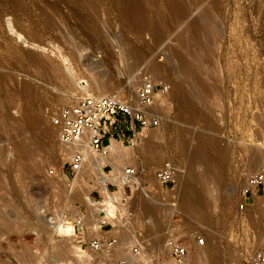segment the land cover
<instances>
[{
    "label": "rangeland",
    "instance_id": "obj_1",
    "mask_svg": "<svg viewBox=\"0 0 264 264\" xmlns=\"http://www.w3.org/2000/svg\"><path fill=\"white\" fill-rule=\"evenodd\" d=\"M111 1L0 0V113L5 118L0 114V212L9 215L13 228L0 239V262L174 264L163 252L168 233L192 247L186 264H195V235L205 239L196 264H234L264 236V197L238 206L245 179L264 167L251 166L254 158L264 157V0H115L123 7L118 12ZM143 1L152 14L142 12ZM183 62L198 84L184 77ZM160 65L169 74L152 77L170 89L155 105L162 123L154 130L184 129L186 154L176 163L174 137L161 143L157 161L139 157L135 166L149 198L134 191L120 195L112 203L117 215L111 217L99 209L106 200L92 184L94 175L86 172V185L80 186L65 179V151L50 118L87 95L81 81L110 78L106 93L89 88L88 95L116 92L134 99L140 70ZM23 85L32 89L29 95ZM178 85L198 110L189 118L176 106ZM191 149L199 159L191 160ZM213 156L223 159L220 165L213 161L203 183L188 188L209 193L202 220L182 205L180 183ZM166 159L177 169L170 192L154 181L156 166ZM93 189L100 195L91 197ZM77 221L82 228L73 231ZM102 236L117 238L112 251L90 248L89 242ZM254 236L253 245L245 243ZM136 244L139 256L131 253Z\"/></svg>",
    "mask_w": 264,
    "mask_h": 264
},
{
    "label": "built area",
    "instance_id": "obj_2",
    "mask_svg": "<svg viewBox=\"0 0 264 264\" xmlns=\"http://www.w3.org/2000/svg\"><path fill=\"white\" fill-rule=\"evenodd\" d=\"M170 86L163 80H156L144 68L140 70V81L135 92V100L123 98L116 92L105 95L81 96L73 105L62 106L50 118L55 130L57 140L62 145H79L87 149L95 157H105L110 153L111 142L115 141L123 146L135 148L140 144L147 131L159 128L162 123L160 114L153 109L157 100L168 94ZM83 153L75 150L70 155V161L62 167L65 178L72 179L82 168ZM109 170V166H104ZM133 167L124 169L120 179L124 187V195H131V188L138 189L134 181L136 174ZM55 177L54 169L48 172ZM177 169L170 160H163L154 171V181L157 185L169 192L175 184ZM145 184V183H144ZM108 189L114 190V180H109ZM149 187V185H147ZM142 190V195L148 197L150 192ZM90 192L92 197L95 193ZM255 197H264V167L250 174L244 181L239 193V209L246 208ZM149 198V197H148ZM176 203L171 202V207L176 211ZM105 224L101 226L104 228ZM82 228L81 222L72 224L73 231ZM194 243L202 247L205 239L200 235L194 236ZM257 241L255 237L250 240ZM248 243V242H247ZM117 244V238L102 236L89 242L91 249L96 251H112ZM192 247L187 243L177 240L173 235L166 234L163 243V252L169 262L182 264L191 254ZM142 249L138 244L132 248V254L139 256ZM149 260L143 264H153ZM117 264H124L122 260ZM234 264H264V236L260 242L239 255Z\"/></svg>",
    "mask_w": 264,
    "mask_h": 264
},
{
    "label": "bare ground",
    "instance_id": "obj_3",
    "mask_svg": "<svg viewBox=\"0 0 264 264\" xmlns=\"http://www.w3.org/2000/svg\"><path fill=\"white\" fill-rule=\"evenodd\" d=\"M157 1V0H156ZM156 3V2H154ZM158 4L160 2H157ZM109 5L111 7H113L117 12L118 10L122 9L123 7L118 3V1H111L109 3ZM162 5V4H161ZM160 5V10L163 9L164 11V5H162L161 7ZM151 6V5H150ZM146 4V1H143V7H142V12L144 14H148L151 10V8L148 10L147 7H150ZM157 6V7H156ZM155 7L158 9V6L159 5H156ZM113 8H111V10H114ZM162 8V9H161ZM159 10V9H158ZM115 11V12H116ZM149 11V12H147ZM97 12V11H96ZM114 12V11H112ZM159 12V11H158ZM126 13L131 16V9L129 8V6L126 5ZM152 14V11L150 12ZM118 14V13H117ZM116 16V15H115ZM118 16L120 17V15L118 14ZM141 44V43H140ZM137 58V57H136ZM135 58V59H136ZM135 59L133 58L132 61L129 63L130 65V68L133 69V67H135ZM6 61V60H5ZM20 61V60H19ZM130 61V60H129ZM31 64L32 65H36L37 62L33 59L30 60ZM35 63V64H34ZM135 64V65H134ZM25 65V64H24ZM128 65V66H129ZM26 66V65H25ZM28 67V66H27ZM129 68V67H128ZM127 69V70H130ZM181 69H182V73L184 75V77L186 79H190L192 80L191 83H194V84H198V80L193 77L192 73H191V68L190 66L188 65V63L186 62H183L182 63V66H181ZM26 70V69H25ZM134 70V69H133ZM148 72H151V75H155V74H162V75H168L169 74V70L166 68V66L164 65H160V66H157V67H151L149 69ZM93 79V77H92ZM139 81H140V77H139ZM82 85L79 86L81 92H83L84 94H89V88H92V89H95L97 90L100 94H104L106 93L110 88H111V79L110 78H100V79H93V82L91 84H89L87 81H81L80 82ZM193 84V85H194ZM15 85V84H14ZM13 85V86H14ZM138 85H139V82H138ZM200 85V84H199ZM20 86V85H19ZM138 87V86H137ZM198 87V86H197ZM201 87V86H200ZM198 87V88H200ZM191 88V87H190ZM197 88V89H198ZM16 89V88H15ZM21 89V87H20ZM22 91H24L25 93H27L28 95L31 93L30 90V87L28 86H22ZM33 92V91H32ZM21 93V92H20ZM2 94V93H1ZM0 94V95H1ZM35 94V93H34ZM198 95V94H197ZM90 96V95H88ZM162 97H165V96H162ZM32 98V97H31ZM80 98V97H79ZM78 98V99H79ZM125 98V97H123ZM161 98V97H160ZM159 98V99H160ZM175 98H176V106L178 109L182 110V112H186V115L188 113V117L189 116H192L193 112L195 111L194 110V107L189 98V96L187 95L186 91H185V88L182 86V85H178L175 89ZM2 99V98H1ZM77 99V100H78ZM158 99V100H159ZM77 100L75 101V103L77 102ZM135 100V98H134ZM157 100V102H158ZM194 100V99H193ZM73 103V104H75ZM72 104V105H73ZM196 104V103H195ZM156 105V104H155ZM2 106V105H1ZM195 106V105H194ZM28 107V105H27ZM33 107V105H32ZM196 107V106H195ZM23 109V108H22ZM153 109L155 110V106L153 107ZM1 110H3L1 108ZM0 110V111H1ZM27 110V109H26ZM25 110V111H26ZM20 111V110H19ZM198 111V110H197ZM195 111V112H197ZM27 112V111H26ZM180 112V111H179ZM181 112V113H182ZM199 113V112H198ZM1 114V113H0ZM4 114V113H3ZM6 114V113H5ZM184 115V114H183ZM9 116V115H8ZM201 116V115H200ZM185 117V116H184ZM1 118H2V114H1ZM191 118V117H190ZM199 118V117H198ZM195 119V118H194ZM2 120H5V118H2ZM174 126V125H173ZM171 128V127H170ZM167 129V128H166ZM165 129V130H166ZM168 131L170 129H167ZM166 130V131H167ZM184 130V129H183ZM183 130H180L178 129H172L171 131L169 132H163L164 130L160 131V130H149L145 133L144 135V138L142 139V141L140 142V144H138L137 147L135 148H129V147H126V146H123L115 141H112L111 142V146H110V153L105 156V157H95L93 155L90 154V152L87 150V149H84L83 147L79 146V145H75L74 147L73 146H70V145H61L62 149L65 151H63L64 153V156L66 158V162L65 163H69L70 161V155L72 152H74L75 150H80L82 151L83 153V162H82V168L80 171H78L76 173V175L72 178L73 181H72V184L74 186H80V185H83L84 183H86V180H85V174L86 172H90V174L94 175L95 176V179H93L92 181V184L94 183V185H97L98 188L100 189L101 193L103 194V196L105 197V202L101 205H99V209L101 210V212H107L106 214L111 216V217H115V214L114 211H113V207H112V203L114 201V199H117L118 196L120 195H123L124 194V187H123V184L121 182V175L124 171L125 168L127 167H133L135 170V175H134V181L138 184V189L135 190V188H131V195H132V192H138V193H141L142 190H140V186L141 188L143 189V191L145 190L144 189V185L143 183L141 182V179L139 177V174L137 173V168L135 166V161L137 159H139V157H141L143 160H147V161H157L156 158H158L157 156L159 155V152L161 151L160 149V145H163L161 143L164 142V140H168V142H171L172 138L175 137V139H177L176 145H178V149L179 151L175 152L174 156H175V160L178 161L176 163H180V161L184 158V155L186 154V142L182 139V136L183 135ZM186 131V130H185ZM187 132V131H186ZM186 138V137H185ZM174 139V140H175ZM188 139V138H187ZM167 142V141H165ZM189 143V142H188ZM57 144V143H56ZM166 144V143H165ZM213 144V143H212ZM215 145V144H213ZM191 148V147H190ZM217 151V148H215ZM219 149V148H218ZM62 153V154H63ZM218 153V152H217ZM229 153V152H228ZM221 154V153H218V155ZM191 156V160H194V159H199L200 156L199 154L197 153V151L195 149H191L190 151V154ZM215 155H217L215 153ZM215 157H218V156H215ZM213 156L212 159H207V160H204V164H205V167L199 172V173H196V172H193V171H189L187 172V178H186V181H184L185 183L182 182V185L180 183V200H181V203L182 205H184V207L188 210H190L191 215H195V217L199 218V219H205V212L204 211V207L207 206L205 205L204 203L207 204L208 201H204L203 198L205 197V195L207 196V194H209L207 191H205L204 188H200V191L194 193L192 191H190L188 188L192 186V184H195V185H200L203 183V181L206 179L207 175L209 173H211L212 171V162L215 161V163L219 164L220 165V159L218 160V158H215ZM140 158V159H141ZM141 159V160H142ZM190 159V158H189ZM187 160V159H186ZM223 159H221L222 161ZM253 160V159H252ZM183 161V160H182ZM189 161V160H188ZM254 162L252 163L251 166H258V165H262L264 164V157H258L254 158L253 160ZM144 163V161H143ZM223 163V162H222ZM181 164V163H180ZM190 165V164H189ZM222 165V164H221ZM104 166H109L110 169L109 170H104L103 167ZM146 166V164H145ZM246 166V165H245ZM147 168V167H146ZM145 168V169H146ZM198 168V167H197ZM111 170V171H110ZM149 169H147L148 171ZM145 171V172H147ZM63 173V172H62ZM64 175V173H63ZM238 175V174H237ZM65 177V176H64ZM66 179V178H65ZM71 179V180H72ZM114 180V183L116 184V188L114 190H110L108 189V187L106 186L108 181L109 180ZM70 180V179H68ZM176 180V179H175ZM86 185V184H84ZM88 186V185H87ZM91 186V185H90ZM92 187V186H91ZM193 187V186H192ZM179 188V187H178ZM197 190V189H196ZM195 190V191H196ZM110 191V192H109ZM204 195V196H203ZM209 197V195H208ZM152 199V198H151ZM206 199V197H205ZM208 200V199H207ZM204 201V202H203ZM8 202V201H7ZM93 204V203H92ZM140 205V204H139ZM205 205V206H204ZM97 206V205H96ZM103 207V208H102ZM264 207V206H263ZM98 208V207H97ZM184 208V209H185ZM261 208V207H260ZM145 210L147 211V209L145 208ZM130 212V211H129ZM142 213V212H141ZM189 214V212L187 213ZM117 215V214H116ZM138 215V214H137ZM207 215V214H206ZM10 216H11V213H10ZM140 216V215H139ZM251 216V215H249ZM136 217V216H134ZM138 217V216H137ZM254 217V216H253ZM141 218V217H140ZM139 218V219H140ZM209 218V217H208ZM246 218V217H245ZM253 219V218H252ZM226 220V219H225ZM255 220V219H254ZM138 221V220H137ZM210 221V219L208 220ZM253 220H251V226L253 227ZM227 222V221H226ZM141 223V222H140ZM256 223V222H255ZM207 224V223H206ZM246 224V223H245ZM249 224V222H248ZM257 224V223H256ZM259 224V223H258ZM137 225V224H136ZM139 225V224H138ZM261 225V224H260ZM140 226V225H139ZM247 226V225H246ZM141 227V226H140ZM248 227V226H247ZM246 227V228H247ZM251 228V227H250ZM261 228V227H260ZM12 223L10 221V218H9V215L5 216L2 212H0V239L3 237V235L12 230ZM252 229V228H251ZM254 229V228H253ZM252 229V230H253ZM258 229V228H257ZM249 230V228H248ZM246 230V232L248 231ZM255 230V229H254ZM262 230V229H261ZM245 232V233H246ZM249 233L251 231H248ZM256 232V231H255ZM235 233V232H234ZM253 233V232H252ZM258 233V232H257ZM254 234V233H253ZM250 235V234H249ZM248 234L245 235V236H249ZM257 235V234H255ZM255 237V236H254ZM259 237V236H258ZM249 238L250 240V237H247V239ZM248 241V240H247ZM241 242V241H240ZM255 242V241H254ZM245 243H247L245 241ZM249 243V242H248ZM252 242L250 241L249 244H251ZM253 245V243H252ZM203 247V246H202ZM248 247H252L251 245ZM247 247V248H248ZM242 248H244L243 250L245 251V248H246V245L245 246H242ZM5 249V248H4ZM251 249V248H250ZM7 250V249H6ZM194 252L195 254H193L194 256V263L196 264V262L198 261V259L200 260V253H201V248L199 246H195L194 247ZM247 250V249H246ZM249 250V249H248ZM242 251V250H240ZM243 252V251H242ZM246 252V251H245ZM206 253V252H205ZM213 254V253H212ZM215 255V254H214ZM209 258L211 259L210 255H209ZM188 259V258H187ZM215 260V259H214ZM199 262V261H198ZM187 262H183L182 264H186ZM0 264H2L0 262ZM170 264V263H169Z\"/></svg>",
    "mask_w": 264,
    "mask_h": 264
}]
</instances>
